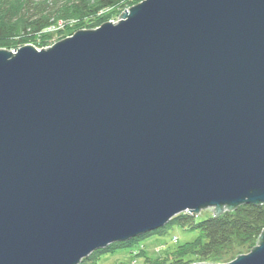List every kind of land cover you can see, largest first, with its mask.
<instances>
[{"label":"water","instance_id":"1","mask_svg":"<svg viewBox=\"0 0 264 264\" xmlns=\"http://www.w3.org/2000/svg\"><path fill=\"white\" fill-rule=\"evenodd\" d=\"M119 18L0 48V264H79L182 212L264 204V0ZM226 264H264V230Z\"/></svg>","mask_w":264,"mask_h":264},{"label":"trees","instance_id":"2","mask_svg":"<svg viewBox=\"0 0 264 264\" xmlns=\"http://www.w3.org/2000/svg\"><path fill=\"white\" fill-rule=\"evenodd\" d=\"M140 1L0 0V48L17 49L29 43L42 48L55 36L61 39L81 28H96ZM172 225L197 230L199 235L164 256H146L144 264H226L257 246L264 230V204H243L203 220L182 212L161 228L94 251L79 264H99L104 253L132 247L153 234H164Z\"/></svg>","mask_w":264,"mask_h":264},{"label":"rangeland","instance_id":"3","mask_svg":"<svg viewBox=\"0 0 264 264\" xmlns=\"http://www.w3.org/2000/svg\"><path fill=\"white\" fill-rule=\"evenodd\" d=\"M131 6H127L125 9L128 10L129 7ZM125 9L122 10L121 14L125 11ZM119 19L120 18L118 15V16L113 17L109 21L117 22ZM60 24H62V22H60ZM81 29H94V28L86 27V28H81ZM76 31H74V33ZM64 38L58 39V36H55L48 43L49 45L44 46L42 48L52 46L54 43ZM31 45H34V44H31ZM42 48H39V49L41 50ZM11 50H14V49H11ZM213 214H214L213 210L206 208V209H203L200 212V214L197 215V219L203 220V219L210 217ZM198 235H199V232L197 230L188 229L180 225H172L168 227L167 231L164 234H153L141 240L139 243H137L136 245L132 247L119 249L116 252L104 253L99 260L100 261L99 264H144L146 256L151 257V258L164 256L168 254L169 252H171L172 250H174L175 248H177L179 245H183L187 242L193 241L194 239L197 238ZM141 250H143L144 252L139 253Z\"/></svg>","mask_w":264,"mask_h":264}]
</instances>
